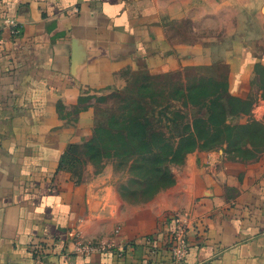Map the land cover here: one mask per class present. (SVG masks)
<instances>
[{"label": "crops", "instance_id": "obj_1", "mask_svg": "<svg viewBox=\"0 0 264 264\" xmlns=\"http://www.w3.org/2000/svg\"><path fill=\"white\" fill-rule=\"evenodd\" d=\"M189 12L212 26L210 45L170 42ZM0 24V264H173L175 221L184 264H264V150L251 161L192 152L139 206L122 201L111 164L81 177L66 159L93 138L95 97L129 75L192 68L263 119L252 81L264 74V0H0ZM77 243L106 249L82 255Z\"/></svg>", "mask_w": 264, "mask_h": 264}, {"label": "rangeland", "instance_id": "obj_2", "mask_svg": "<svg viewBox=\"0 0 264 264\" xmlns=\"http://www.w3.org/2000/svg\"><path fill=\"white\" fill-rule=\"evenodd\" d=\"M195 14L189 12L188 18L183 21L172 20V25L168 26L172 44L210 45L202 40L212 36L213 28L207 25V21L203 26L197 25V21L192 19ZM256 72L252 83L264 89V74L259 67ZM196 74L190 68L183 73L163 77L129 75L127 82L119 89L95 97L96 126L93 138L90 143L74 147L66 156L67 161L70 158L71 161L75 160L69 161L75 172L82 177L88 163L92 164L93 173H99L104 164H111L116 189L122 201L134 206L150 203L166 189L156 191L155 187L164 183V180L158 183L153 181L154 176H150L146 181L134 170L163 169L167 166L168 171V152L177 147L173 142L177 141L178 136L191 131L185 129V125L192 124L196 119L207 118L209 104L206 101L213 102L215 106L220 102L217 98L224 100L226 97L225 82H217L222 85L210 87L199 95L183 97L184 92L180 89L188 90L199 84H207L209 79ZM245 102L251 104L252 101ZM233 104L232 109L226 104L224 106L225 123L221 119L222 111L213 106L209 112L214 123L199 124L194 134L197 135L199 131L203 140H213L207 143L203 151L221 150L227 159L254 160L264 150V118L255 120L251 117V108L248 110L246 104ZM229 110H233V116L227 115ZM136 120L142 124V130L135 125ZM252 120L260 122L263 129L258 124H250ZM149 151L163 159L150 157L147 155Z\"/></svg>", "mask_w": 264, "mask_h": 264}, {"label": "trees", "instance_id": "obj_3", "mask_svg": "<svg viewBox=\"0 0 264 264\" xmlns=\"http://www.w3.org/2000/svg\"><path fill=\"white\" fill-rule=\"evenodd\" d=\"M218 81H214L213 79H209L206 81L207 84H199L198 86L192 88V89H180V91L184 92L183 94V97H188L189 95H199L202 91L204 90H207L208 88L210 87H215V86H218V84L222 85L221 83H217ZM226 89V97L223 99H219L217 98V101L219 102V104H216L214 106V103L211 102V101H206V103H208V116L206 119H196L192 122V124H186L185 125V129H190L191 131L189 132H185L184 134L178 136L177 138V141L176 142H173V144H175L177 147L175 149H171L169 152H168V171H167V166H165V168L163 169H156V168H153V169H146V168H137L136 171L138 173V175H141L143 179H145L146 181H148L147 178H149L150 176H154L155 178L153 179V181H162V179L164 180V183L162 184H157V186H155L157 189L156 191L158 190H162L164 188H168L169 186H172L173 183H174V178H173V175L171 173V168L172 167H175V166H179V165H182L185 161V158L188 154L192 153V152H195V151H199V150H206L207 148V143H211L213 140L212 139H209V140H203L202 136H200V133L198 131V134L195 135V131H197V127L199 126V124H207V125H211L214 123L213 121V117H212V113L209 112V110H213V106L214 108H218L219 110L222 111L223 113V122L225 123V118H224V108L226 107V105L228 107H230L232 109L233 107V102H238V103H242L243 104H246V106L248 107V110L249 108H251V105L250 104H247L245 101H242L236 97H233L231 96L229 93H228V86L227 84L223 85ZM227 87V88H226ZM226 104V105H225ZM225 106V107H224ZM233 110H229L227 112V115H231L233 116L234 113L231 112ZM138 120H136V126H138L139 128H143L142 124L140 122H137ZM250 124H258V127L260 129H263V125L258 122V121H255V120H252L250 122ZM144 133V131H143ZM264 139V137H263ZM208 141V142H206ZM142 143V145L146 146L145 143H143L142 141H140ZM214 145V143H212ZM212 144H209V145H212ZM147 155H150V157H157L158 156V159L161 157L163 159L162 156L160 155H155V154H152L151 151H149L147 153ZM137 155H135L136 157ZM145 158H143L142 160H144ZM164 161V160H163Z\"/></svg>", "mask_w": 264, "mask_h": 264}, {"label": "built area", "instance_id": "obj_4", "mask_svg": "<svg viewBox=\"0 0 264 264\" xmlns=\"http://www.w3.org/2000/svg\"><path fill=\"white\" fill-rule=\"evenodd\" d=\"M2 26L3 24H0V29ZM5 26L9 27L11 31L13 30V32H15L17 24L12 20H7L5 21ZM168 247L172 263L184 264L189 251V242L187 231L183 228V226L177 223V221H175V224L168 235ZM104 249H106L104 244L95 245L89 243H77L75 246V252L82 255H90L94 252Z\"/></svg>", "mask_w": 264, "mask_h": 264}]
</instances>
